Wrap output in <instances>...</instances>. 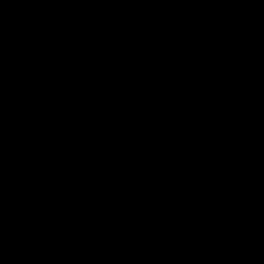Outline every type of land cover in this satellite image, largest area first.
I'll use <instances>...</instances> for the list:
<instances>
[{"label": "water", "instance_id": "obj_1", "mask_svg": "<svg viewBox=\"0 0 264 264\" xmlns=\"http://www.w3.org/2000/svg\"><path fill=\"white\" fill-rule=\"evenodd\" d=\"M0 264H264V0H0Z\"/></svg>", "mask_w": 264, "mask_h": 264}]
</instances>
